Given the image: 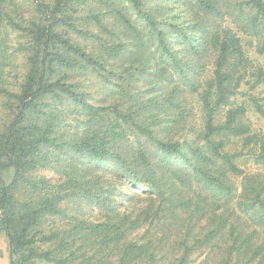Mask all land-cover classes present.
<instances>
[{
  "label": "trees",
  "instance_id": "16d2710c",
  "mask_svg": "<svg viewBox=\"0 0 264 264\" xmlns=\"http://www.w3.org/2000/svg\"><path fill=\"white\" fill-rule=\"evenodd\" d=\"M262 86L264 0H0L8 264H264Z\"/></svg>",
  "mask_w": 264,
  "mask_h": 264
},
{
  "label": "rangeland",
  "instance_id": "374dc122",
  "mask_svg": "<svg viewBox=\"0 0 264 264\" xmlns=\"http://www.w3.org/2000/svg\"><path fill=\"white\" fill-rule=\"evenodd\" d=\"M243 41H246V37H242ZM252 53V52H251ZM263 60L261 58L256 59L255 62H262ZM205 74L207 75L208 73L205 72ZM87 83L90 87V89L92 90L93 94V98L98 101V102H102L103 100L106 101H114L116 99V95L112 94L109 95L108 92H106V87L103 85V83L97 79H94L91 75H89L87 78ZM142 84V82H140ZM264 90V86L257 88L256 92H261ZM112 97V98H111ZM117 100V99H116ZM126 103L125 106L126 107ZM247 117L250 119L249 121H251L253 127L255 130H260L264 132V118H260L258 115L253 114L252 111H250V113L247 114ZM240 166L244 169V171L246 173H257V172H264V165H257L251 161H240ZM44 173H46L47 175H52V171L50 170H44ZM233 181L235 183V185H238L237 191H240V183H241V177L237 176V177H233ZM127 182H125L124 184L121 185L120 189L121 190H126V186ZM86 210H89L86 207ZM204 253L200 256H196L195 260H193L190 264H199L201 263L200 261H202L203 257H204ZM0 264H8V252H7V245H6V238L3 234H0Z\"/></svg>",
  "mask_w": 264,
  "mask_h": 264
}]
</instances>
